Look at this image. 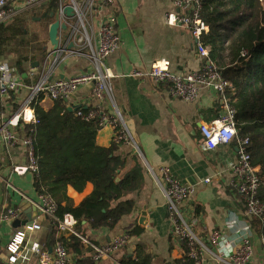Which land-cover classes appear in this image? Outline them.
I'll return each mask as SVG.
<instances>
[{
	"label": "crops",
	"instance_id": "0c3cea01",
	"mask_svg": "<svg viewBox=\"0 0 264 264\" xmlns=\"http://www.w3.org/2000/svg\"><path fill=\"white\" fill-rule=\"evenodd\" d=\"M40 1L46 5L50 0ZM113 1L114 27L121 44L106 58L105 64L112 74L110 83L114 105L122 114L131 140L115 142V128L106 124L98 128L96 143L108 147L115 142L118 146L116 154L120 156L137 154L143 164L144 178L142 187L130 195L134 203L132 212L122 217L114 229H84L85 239L100 244L134 227L141 228V231L128 236L124 246L100 260L92 259L91 247L83 239L81 253L69 252L72 264H165L183 256L181 242L172 233L170 214L162 191L148 174L146 166L153 170L165 167L185 185L194 187V191L183 201L181 211L187 221L196 220L194 230L202 242L207 244L209 233L215 230L228 231L227 238L237 242V237L246 230L248 223L253 246L252 263L264 264L261 238L252 230V218L244 215L243 202L231 185L234 176L229 166L237 158V145L230 142L206 149L199 132L201 124L215 121L226 111L228 104L225 99L212 89L201 88L195 101H184L171 96L167 85L156 84L148 77L132 75L134 70L148 71L158 61L166 62L175 73L197 70L207 63L198 53L189 30L170 22L171 15L178 13L173 0ZM47 46H44L46 51ZM88 67L86 58L70 57L58 64L49 78H68ZM38 68L41 69V65ZM38 72L40 74V70ZM92 89L93 84L81 86L65 102L68 108H72L68 110L75 112L79 107L89 109L98 106L108 114L112 113L113 107L109 102L97 100ZM38 103L48 109L54 101L44 98ZM26 163L22 146L0 142V214L4 201L9 206L19 207L25 200L21 194L37 199L33 173L24 171ZM205 178H209V182L205 183ZM91 189L90 183L80 192L68 186L66 195L78 204ZM25 202V208L20 207L22 215L19 219L0 222V260L7 256L5 247L13 233L22 231L36 217L35 210ZM140 218L145 219L140 222ZM50 227L43 230L48 248L53 245V242L48 245L46 238ZM59 233L69 235L68 232ZM19 263L36 264V255L28 252ZM199 264L219 263L204 254Z\"/></svg>",
	"mask_w": 264,
	"mask_h": 264
},
{
	"label": "built area",
	"instance_id": "2783aa9c",
	"mask_svg": "<svg viewBox=\"0 0 264 264\" xmlns=\"http://www.w3.org/2000/svg\"><path fill=\"white\" fill-rule=\"evenodd\" d=\"M40 3V0H0V25ZM173 4L178 13L171 15L170 22L189 30L195 39L198 53L207 63L197 70L175 73L169 69L166 62L158 61L153 63L148 71L134 70L132 75L148 77L156 84H165L171 96L184 101H195L201 88L212 89L224 99V91L232 86L222 77L217 64L208 59V48L202 43V36L209 28L200 16V0H173ZM66 5L71 7L72 16L65 14ZM55 17L59 24H65V29L58 28L57 48L50 52L46 51L39 78L34 84L26 85L16 68L5 58L0 57V142L9 146H22L27 160L24 171L32 173L37 172L32 136L24 133L23 126L26 123L32 125L37 123L34 105L44 98L67 102L81 86L93 84V95L99 101H108L113 107V112L108 114L98 106L86 111L79 107L75 109V115L84 120H95L99 127L106 124L116 127L114 141L117 143L131 140L122 114L114 105L110 83L112 74L105 64L106 58L121 44L114 27V1L56 0ZM70 57L86 58L89 67L68 77L67 80L50 79L57 65ZM199 132L206 149L211 150L230 142L237 145V158L229 166L234 176L231 185L243 202L244 215L249 219L262 216L264 204L258 195L262 180L257 173V167L252 165L250 156L244 148L248 139L237 136L233 109L227 105L226 111L215 121L201 124ZM146 168L162 191L170 214L172 233L180 242H185L189 258L199 264L201 256L208 254L219 264H253V246L248 223L246 230L237 237V242L233 243L227 238L228 231L215 230L209 233V241L205 244L194 230L196 220L187 221L181 211L183 201L194 191V187L185 185L172 176L165 167L158 170H153L149 166ZM203 181L207 183L209 178ZM21 195L35 210L36 217L32 218L22 231L13 233L5 247L7 256L0 260V264H20V260L25 259L28 252L36 255V264H72L70 253L60 240H55L49 248L45 246L43 230L55 224L58 232L79 236L74 230L76 221L70 214H64L60 219L57 216L56 202L50 195L38 194L37 199ZM21 215L20 207L9 206L7 202H3L0 222L9 223L19 219ZM81 238L91 247L92 259L100 260L124 246L128 234L119 233L100 244ZM260 238L264 248V237Z\"/></svg>",
	"mask_w": 264,
	"mask_h": 264
},
{
	"label": "trees",
	"instance_id": "16d2710c",
	"mask_svg": "<svg viewBox=\"0 0 264 264\" xmlns=\"http://www.w3.org/2000/svg\"><path fill=\"white\" fill-rule=\"evenodd\" d=\"M36 7L43 9L41 23L48 26L56 0ZM200 16L209 28L202 36L208 59L231 83L232 88L224 91V99L234 111L237 136L248 139L244 148L262 180L258 195L264 204V0H200ZM31 37L37 36L33 33ZM31 37L25 30V20L18 14L0 25V55H15L9 63L26 85L39 78L37 69H30L33 72L29 73L28 68L37 59ZM38 48L46 54L43 45ZM34 115L37 123L23 126L24 133L32 136L36 157L34 188L38 194L54 199L60 219L70 214L76 220L74 230L79 234L65 236L51 224L46 233L48 245L60 240L68 252L79 254L84 247V229H114L122 217L132 212L130 195L142 187L143 164L135 153L117 155L115 142L108 147L98 145L97 122L77 117L63 100H55L48 109L36 103ZM88 183L92 185L90 193L74 204L66 195L67 187L80 192ZM251 225L259 237H264V213L252 217ZM140 231L134 227L127 234ZM181 245L183 256L165 264H196L187 256L185 242Z\"/></svg>",
	"mask_w": 264,
	"mask_h": 264
},
{
	"label": "rangeland",
	"instance_id": "374dc122",
	"mask_svg": "<svg viewBox=\"0 0 264 264\" xmlns=\"http://www.w3.org/2000/svg\"><path fill=\"white\" fill-rule=\"evenodd\" d=\"M42 13H43V9L38 8V7H34L32 9H29L28 11H25L23 13L18 14L19 18H23L25 20V30L27 31L28 37H31L33 33H35L37 36L36 38L31 37V40H30L31 45L34 46L33 51L35 53V57H37V59L35 61V62H37V66H35V68L37 67V70H40L38 67H40V65L43 61V58L45 56V54L41 53V51L39 50L38 47L42 46V45H43V47L48 45V28L50 25L49 24L48 26H46L45 24L41 23L42 22V18H41ZM13 18L11 20H13ZM11 20L7 21L6 23L10 22ZM0 57L5 58L6 61L9 63V61H11L15 57V55H13V54L0 55ZM28 68H29V73H32L33 71H31V70L35 69L34 66H31ZM140 162L142 163L141 160H140Z\"/></svg>",
	"mask_w": 264,
	"mask_h": 264
},
{
	"label": "water",
	"instance_id": "95a60500",
	"mask_svg": "<svg viewBox=\"0 0 264 264\" xmlns=\"http://www.w3.org/2000/svg\"><path fill=\"white\" fill-rule=\"evenodd\" d=\"M64 12L67 16H72V9L69 5H66L64 8ZM50 17L53 19V21L50 23L49 28H48V43L49 45L46 47L47 52H50L51 50L57 48L58 45V38H57V33H58V28L65 29V24H59L58 19L55 17V11L50 13ZM37 62H33L32 66H36ZM25 75H23L24 77ZM64 80H67V77H61ZM69 110H72V108H68ZM75 109V108H73ZM26 202L23 200L20 204L19 207L25 208ZM144 213V212H143ZM143 219L145 218H140V222L144 221Z\"/></svg>",
	"mask_w": 264,
	"mask_h": 264
},
{
	"label": "bare ground",
	"instance_id": "6f19581e",
	"mask_svg": "<svg viewBox=\"0 0 264 264\" xmlns=\"http://www.w3.org/2000/svg\"><path fill=\"white\" fill-rule=\"evenodd\" d=\"M28 115H29V111L27 110V111H26V116H28Z\"/></svg>",
	"mask_w": 264,
	"mask_h": 264
}]
</instances>
